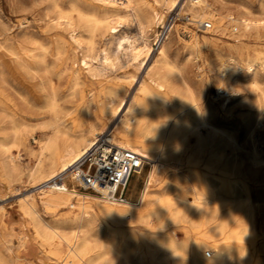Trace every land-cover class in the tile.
I'll use <instances>...</instances> for the list:
<instances>
[{"label":"rangeland","instance_id":"374dc122","mask_svg":"<svg viewBox=\"0 0 264 264\" xmlns=\"http://www.w3.org/2000/svg\"><path fill=\"white\" fill-rule=\"evenodd\" d=\"M210 1L222 7L224 12L230 10L236 17L245 15L257 19L259 25L250 31L227 19L223 25L205 29L201 26L204 21L198 20L189 10L190 0H177L174 6L172 0H143L144 15L152 17L156 9L166 15L165 20L159 22L153 18L145 35L140 32L135 18L120 28L137 37L140 46L148 44L149 50L144 48L138 58L120 52L119 60L104 71V77L90 75L85 68L82 83L75 88L74 66L82 64L84 57L97 61L104 56L105 50L114 57L116 40L111 42L110 34L99 33L94 48L88 51L85 42L76 43L73 31L65 18H59L57 9L67 11L78 6L89 14L94 5L85 0H0V96L11 102L6 111L0 110V161L5 156L4 137L7 135L11 140L13 136L11 119L20 121L24 118L30 127L33 126L26 144H10L15 156L20 153L22 175L19 172L9 175L0 170V264H17L16 255L20 251L29 256L23 257L20 261L23 264H64L68 250L81 258V264H193L194 259L215 257L218 249L220 253L228 254L227 264H264V0ZM29 44L45 45L42 48L48 56L45 55L46 68L36 65L27 69L20 63L15 67L13 57ZM162 44L167 60L184 68L199 94L205 117L228 135L224 156L229 158L233 192L221 190L222 179L205 167L208 151L204 152L201 161L207 182L221 194L219 198L225 205L209 207L208 217H199L198 210L192 206H185L179 213L171 215L181 200H192L201 186L194 185L187 177L185 167L178 169L168 165L152 181L149 211L134 221L113 219L93 210L79 221L76 198V205L72 206L45 205L43 193L36 185L38 181L29 176L35 159L27 153L26 147L37 148L43 131L49 132L48 128L40 127L42 115L53 114L45 107L49 96L56 91L60 101L57 111L64 131L74 133L86 128L90 122L97 121V109L90 103L93 94L119 81L129 89L128 105L143 78L148 79L149 65L161 57ZM125 45L129 46V42ZM225 73V84H220L218 79ZM217 89L221 94L218 95ZM169 102L174 104L171 99ZM127 105L110 122L108 131L125 115ZM108 134L106 132L105 136ZM152 167L153 162L146 160L141 173L132 176L129 201H139ZM8 178L15 180L8 182ZM66 179L74 185L70 174H66ZM32 195L36 198L37 213L25 214L23 203ZM230 204L239 205L243 213L249 215L244 218L250 221L247 229L219 231L223 212ZM34 218L47 225L40 227V234L33 226ZM22 234L25 239L19 238ZM77 236L80 237L77 245L71 247L70 242ZM172 239L181 246L180 258L169 247ZM203 239L206 243H202ZM69 264H74V259H69Z\"/></svg>","mask_w":264,"mask_h":264},{"label":"bare ground","instance_id":"6f19581e","mask_svg":"<svg viewBox=\"0 0 264 264\" xmlns=\"http://www.w3.org/2000/svg\"><path fill=\"white\" fill-rule=\"evenodd\" d=\"M86 1L94 5L93 10L89 14L78 6L67 11L58 8L59 18H65V22L71 31H73V38L76 43L80 45L85 42L88 51L94 48L95 37L99 33L105 32L111 35V42L116 40L117 51L113 57L112 54L105 50L104 56H101L97 61H94L93 58L89 60L87 57H84L82 64H77L72 70L73 86L75 88L82 83L85 68L90 75L100 76L105 70L116 64L120 58V52L124 51L125 53L131 54L133 58H138L144 48L149 50L148 44L140 46L136 42L137 37L121 30L120 26L124 25L126 21L132 18L138 19L139 30L142 35H145L147 33V27L153 18L160 22L164 21L166 16L163 12H159L156 9H154L152 17L151 15H144L143 0ZM176 2L177 0H172L171 5L174 6ZM188 8L194 13L196 18H199L198 20L202 19L204 22H210L212 25L211 28L213 29L216 26L223 25L227 19L230 22H236V26L240 24L244 29L248 30L259 25L257 19H252L247 16L244 17L245 15L240 18L236 17L229 9V11L224 12L222 7L214 4V2L212 3L210 0H190ZM213 23L215 26H213ZM235 28L238 29L239 27ZM256 35L258 34L256 33ZM192 36L193 34L190 35V37ZM210 40L212 41L211 38ZM126 42H129V46L125 45ZM42 46L45 47V45ZM42 46L29 44V46L22 47L21 52H17L16 57L12 59L15 67L17 65L16 63H20L22 67L27 69H33L36 65H43L46 68L47 60L45 55L47 53L44 52V47L42 48ZM259 52L261 51L259 50ZM160 53L161 57L154 59L148 67V79L143 78L138 87V91L128 105L127 95L129 89L123 86L121 82L116 81L106 90L100 89L93 94L90 100V103H93L97 109V121L90 122L86 128L75 131L74 133H68L62 129L57 111L60 107V101L56 91L54 90L51 96H49L45 107L49 113L53 112V114L42 115V121L40 122V127L48 128L49 132L46 133L45 130L43 131L37 148L26 147L27 153L35 159L30 167L29 176L34 177L38 181L36 185L39 189L38 191L43 193V203L45 205L72 206L76 205L74 201L76 198L75 200L78 202L77 205L79 208V221L83 220L86 213L88 214L92 210L99 211L104 216L106 215L113 219L127 218L129 221H134L143 217L149 211L152 202L150 186L157 174L161 172V169L167 165L178 169L185 167L187 177L194 181V185L197 186L199 184L201 186L200 192H195L196 195L192 200H181L177 205L176 212H172L171 215L179 213L185 206H192L198 210L199 217H208L210 216L209 207L215 208L217 205H225L224 202L221 203V199L219 198L221 194L207 182L205 174L201 170V161L204 152L208 151L209 157L208 161L204 164L205 167L209 168L215 177L222 179L221 190L230 193L233 192L234 178L232 177L229 158H226L227 155L224 156L228 135L224 131H220L221 129L219 130L205 117L198 96L199 94L197 95V92L192 86L193 84L187 78L184 68L180 64L171 63L167 60L163 44L160 47ZM222 61L224 62V60ZM141 65L142 63L140 61L139 67ZM225 78L226 73L218 79V82L225 84ZM50 81H53L51 77ZM226 84L229 85L228 83ZM163 91L165 94H163ZM219 91L218 95L220 93ZM82 96H85V94L82 93ZM2 98L0 99V110L4 112L10 107L9 104L11 102H8V98H6L7 100ZM170 99L174 101L173 105L170 104ZM126 105L125 115L120 118L118 124L112 130L108 131L110 122L119 116ZM11 121L13 122V136L11 140L7 135L4 137L3 146L5 156L0 161V170L2 173L9 175L19 172L21 176V164L18 160L20 153H18V156H15L11 151L10 144L18 142L24 143L29 130L33 126L30 127L24 118L20 121L12 118ZM106 132L109 133L110 140L116 145L132 149L142 155L146 160L153 162V167L147 175L138 202L127 201L118 203L105 201L97 196H86L74 192L69 188L67 179L61 183L63 186L58 185V182L54 180L60 173L70 174V177L73 179L72 167L98 141L99 137L105 135ZM46 165H48L47 168ZM17 179H20V177H17ZM13 180L15 178H8V182ZM35 199L32 195L25 200L22 206L25 214L37 213ZM248 216V214L243 213L239 205L230 204L223 212L219 231L221 232L224 228H230L232 231L238 227H245L247 229L250 221L244 218ZM33 226L36 232L40 234V227L47 225L41 219L34 218ZM19 238L25 239V234H22ZM79 239L80 237L77 236V238L70 242V246L77 245ZM86 242L87 240L85 239ZM202 243H206V240L203 239ZM196 246L194 244V250H196ZM169 247L172 253L180 258L182 249L175 239L170 241ZM219 251L218 249L216 256L211 259H194L193 264H227L228 254H222ZM20 252L16 255L17 264H23V262H20L23 257L29 258L25 252ZM69 259H74V264H81L79 260L81 258L72 252V250L66 251V257L63 258L64 264H69Z\"/></svg>","mask_w":264,"mask_h":264},{"label":"built area","instance_id":"2783aa9c","mask_svg":"<svg viewBox=\"0 0 264 264\" xmlns=\"http://www.w3.org/2000/svg\"><path fill=\"white\" fill-rule=\"evenodd\" d=\"M201 26L207 29L212 25L206 21ZM145 162L136 151L116 145L108 135H103L72 167L74 185L68 182L69 188L105 201L127 202L132 176L142 171ZM65 179L66 174L60 173L54 180L61 186Z\"/></svg>","mask_w":264,"mask_h":264}]
</instances>
